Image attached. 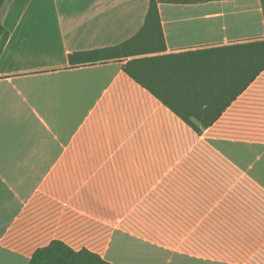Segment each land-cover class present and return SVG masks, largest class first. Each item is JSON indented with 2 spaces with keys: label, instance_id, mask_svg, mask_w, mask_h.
<instances>
[{
  "label": "crops",
  "instance_id": "crops-1",
  "mask_svg": "<svg viewBox=\"0 0 264 264\" xmlns=\"http://www.w3.org/2000/svg\"><path fill=\"white\" fill-rule=\"evenodd\" d=\"M149 0H9L0 52V264L52 240L112 264H264V70L197 133L123 70L72 63ZM176 54L264 39L260 0L158 3ZM145 56V55H138Z\"/></svg>",
  "mask_w": 264,
  "mask_h": 264
},
{
  "label": "trees",
  "instance_id": "trees-1",
  "mask_svg": "<svg viewBox=\"0 0 264 264\" xmlns=\"http://www.w3.org/2000/svg\"><path fill=\"white\" fill-rule=\"evenodd\" d=\"M0 52L9 31L1 22ZM208 0H149L144 24L130 39L69 55L72 63L127 58L123 70L179 115L197 133L212 125L225 108L264 70V39L236 42L176 54L146 55L165 49L158 3ZM264 18V0H260ZM145 55V56H138ZM29 264H112L86 248L74 250L61 240L37 248Z\"/></svg>",
  "mask_w": 264,
  "mask_h": 264
}]
</instances>
